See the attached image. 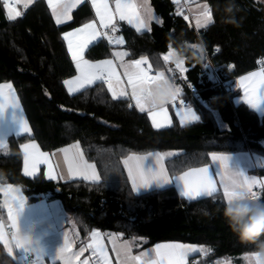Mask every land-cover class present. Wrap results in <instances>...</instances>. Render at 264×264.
Wrapping results in <instances>:
<instances>
[{
	"label": "trees",
	"instance_id": "16d2710c",
	"mask_svg": "<svg viewBox=\"0 0 264 264\" xmlns=\"http://www.w3.org/2000/svg\"><path fill=\"white\" fill-rule=\"evenodd\" d=\"M197 1L207 4L212 14L205 27L195 25L183 4L151 0L161 22L152 23L150 30L138 32L120 20L115 33L111 28L107 31L111 37L123 36L129 58L146 57L154 70L174 68V63L163 59L174 38L206 46L208 57L199 63L186 60V71L175 72L199 119L182 124L173 111L171 125L155 127L130 98L113 99L104 82L74 93L64 83L77 74L64 33L95 18L88 0L62 24H57L47 0L22 7L14 20L7 18L0 0V83H13L32 129L31 134L11 135L7 148L0 150V183L21 185L30 201L59 199L78 231V244L86 242L93 229H100L144 238L142 247L181 241L210 249L203 257H191L188 264H210L215 259L246 264L242 255L257 250L254 243H242L222 211H217L225 202L222 191L197 199L180 195L174 185L136 192L122 161L131 153L172 152L165 162L170 174L176 175L209 164L212 152L251 151L264 156V115L234 101L240 95L237 77L261 68L264 0H236L238 26L223 22L226 0ZM116 46L102 37L88 48L86 57H109ZM213 67L228 80L226 85L219 84ZM184 75L208 101V108L190 94ZM31 139L48 152L79 141L86 157L96 163L101 180L49 179L43 169L36 176L25 175L21 145ZM258 172L264 176V167ZM0 264H16L2 245Z\"/></svg>",
	"mask_w": 264,
	"mask_h": 264
},
{
	"label": "crops",
	"instance_id": "0c3cea01",
	"mask_svg": "<svg viewBox=\"0 0 264 264\" xmlns=\"http://www.w3.org/2000/svg\"><path fill=\"white\" fill-rule=\"evenodd\" d=\"M33 1L34 0H30V2H28V0H15L13 7L16 11H19L21 13L22 7H24L26 3H27V5H29ZM84 1H86V0H83V2ZM88 1L91 3V0H88ZM173 1L178 6H182L181 0H173ZM10 2H11V0H10ZM47 2H48V0H47ZM53 2H55V0H53ZM108 2H109L110 9L112 10L113 13H115L114 0H108ZM134 2L137 5L138 14L141 17H144L147 20V24H148L147 28H144L138 32H144V31L148 30L151 27V24L154 22H161V18L159 17L157 12L155 11V9L151 3V0H147V6L151 8V12H152V18L151 19H147V17H145L144 7H143V5L145 4V0H134ZM81 3H79L77 6H79ZM204 5H205L204 3H201L197 0H192V2L190 4V10L193 13V21H194L196 26H197V17L200 16L201 13L203 12V6ZM76 7L71 9V12H70L71 18H72L73 10ZM93 10L95 13L94 19H92L88 22H85V23H83V24H81V25H79V26H77L71 30H68L65 33L74 31L76 28L82 27L86 23L95 22L96 28H97L98 32L101 33V35H99L96 40L92 41L88 45V47L85 49L84 58L90 60L91 62H98V61H103V60H112L115 72L119 75V77L122 81V83L119 84L118 87L124 88L125 91L128 93V95L123 96V97L130 98L132 103L136 106L135 100L132 99V97H131L132 90H131V88H129L127 86V78L124 76V69L121 67V63H129L132 60H137V59H131L128 57V55H126L123 57V61H121V60H118L113 55V52H115V51H125L129 54L128 50L124 47L123 44L122 45L115 44L117 46L111 50V55L109 57L101 58L98 60H92V59H89L86 57V51L88 50V48L91 45H93L94 43H96L97 41H99L102 37H105L104 35H102V33L107 32L108 29H110V28L104 29L100 26L99 18L96 15L95 8H93ZM52 12H53V10H52ZM69 20L70 19L66 20V22ZM118 21H120V19H119L118 15H116L115 19H114V25H116V23ZM121 21L127 22V20H121ZM130 25L136 30V27H134L132 24H130ZM120 36H122V35H117L115 37H120ZM115 37H113V38H115ZM66 43H67V41H66ZM74 44H75V42H74ZM67 47H68V43H67ZM169 51H170V49L166 53L163 54V57L165 55H167ZM70 55H71V53H70ZM71 58H72V56H71ZM144 58H146V57H144ZM167 61L174 63V68L171 67L170 70L165 74V76L167 78L173 80L175 82L176 88L180 89V92L178 94H176L175 97H178V96L184 97L185 86L181 82L178 81V77H175V72L178 71V72L184 73L185 71H180L179 69L176 68L177 63L172 59L171 56H170L169 60H167ZM74 63L76 65L75 61H74ZM142 67L145 68V64L142 65ZM183 67L185 68L184 65H183ZM259 70H260V68H257V69L246 72V73L240 75L239 77H237L236 86H238L240 89V95L236 96L234 98V101L236 104L240 103V102H244L252 110L256 111L258 114L264 115V102L260 103V105L256 108L251 107L250 104L247 102L248 97L245 94V88L241 86V78L242 77H245L249 73L259 71ZM161 72H163V71H161ZM77 75H79L78 71H77V74L75 76H77ZM75 76H73L72 78H70L68 80L73 79ZM97 82H103V81H96L93 84H95ZM113 83H114V87H117L115 84V81H113ZM3 84H11L12 85L11 99L16 101V109L9 107L4 112V114L2 116H0V139H2L4 141V146L0 147V150H5L7 148L8 138L11 135H22V134H31L32 133L30 123H29L28 118L25 114L24 108L22 106V103L20 101V98L18 96V93H17L13 83L9 82V81H5V82L0 83V85H3ZM105 85L108 88L107 83H105ZM66 86L68 88V85H66ZM71 93H74V92H71ZM3 94L5 97H7L8 96V89H4ZM111 94H112V92H111ZM118 98H121V97H118ZM161 108H164L167 110L168 120L163 121V119L161 118V122L164 123L165 126H169L173 123V114H172L173 111H175L178 120L182 124H188V123L194 122L192 120L191 114L188 113V111H187L188 108H190L196 114V116H198V118H199V114L193 106L176 108L174 103L170 102V103L164 105L163 107L156 108V110L159 111ZM137 109L139 110V108H137ZM140 112H142V111H140ZM143 113H146L153 123V120H152V117L150 115L149 110L143 111ZM19 117H21L24 121L27 122L28 128L30 129L29 132L25 133V132L21 131V124L19 122ZM195 121H197V120H195ZM165 126H163V127H165ZM26 144H35L37 146V149L39 152L45 153L48 156V162L47 163H43V162L39 163L36 166V169L33 172V174L27 175V176H31V177L36 176L39 174L41 169H43L44 174L46 175L47 178H49L50 166H51V174L55 178H49V179H56V180L60 179L63 181L82 179V180H85L88 182H99L101 180V176H100V173H99V170H98L96 163L93 161H90L86 157V155L83 151V148H82L79 141L71 142V143L66 144L64 146L56 148L51 152L43 150L42 147L40 146V144L34 139H31V140L24 142L21 145V150H22V154H23V172H24V174H25V169H26V164H25L26 152L23 149V145H26ZM77 145H78V148L74 147ZM62 149H69L70 150V152H69L70 156L73 153H77V152L82 153L83 161H86L88 164L95 166L94 170H95L96 174H98L100 177L99 181H95V180L91 179L90 175H89L88 179H85L84 176H82V175H70L68 173V166H67V163L65 162L64 153L61 151ZM149 154H152V155L149 156L145 161H143V167H144L145 172H147L149 169H151L152 171H155L156 168L160 166L159 164L156 163L155 155L161 154L164 157V159L161 163L163 164V167L166 170L168 177L172 181H170L167 184L161 183L159 181H154L148 187L140 188V189L135 190V191L136 192H142V191L150 190L153 188H161V187L174 185L176 187L178 193L181 195L182 182L178 181V180H174L173 178L178 177L180 175H183L184 172L189 171L192 168L187 169L182 173H179L176 175H171L170 172L168 171L165 160H166L167 155H173L174 154L172 152L164 154L160 151H152V152H148V153H131V154L125 156L122 161H123L124 168L128 174V177H129V180H130L132 187H133V182L129 176L128 168L129 167L134 168L136 162L135 161H128L127 166L125 165L124 162L128 159L129 156H148ZM213 154L229 156L230 159H229L228 164L232 170L242 171L248 177H256L257 180L264 181V176L258 172L259 168L264 167V156L263 155L258 154V153H254L251 151H239V152H231V153H228V152H212L210 154V163L209 164H205V165L193 167V168L209 167L210 174L212 175V178H213L215 185L217 187V192L222 191V193H223L224 179L222 178V174L224 173V169L220 166L219 162H213L212 161L211 157ZM28 168L31 171V160H29ZM9 186H11L16 191L11 193V194L6 195L4 190L6 188H8ZM14 197H19L24 202V206H23L22 210L20 211V215L18 216L16 229L12 228V226H11L12 222L9 218V208L11 207L13 210H15V206L17 203V200L14 199ZM201 197H204V196H201ZM201 197H198V198H201ZM0 230L3 231L4 240L7 241L8 247L5 246V243L3 241H0V245H2L4 247V249L7 251L8 254H9V248H11L12 254L11 255L9 254V255L12 257V259L15 261L16 264H28V262L26 260V254L28 252H32L34 254L35 259H36L35 264H37L38 255L40 256L39 264H67V262L64 258L57 256L59 249L61 247H63V245L65 243H67L69 246L68 251L65 254L66 256L71 257L73 253L79 254L72 260V264H83L84 261H87V264H104L103 259L100 256L98 250H96L94 247H89L90 244H93V237H92L93 231L99 233V236H100L99 243L102 244L104 247V254L108 257V264H131L130 261H126V255L130 254L131 256H138L144 252H151L153 249L156 248L157 245L179 244L182 246H191V247L198 249L199 251H190L189 250V251L183 253L185 264L189 263V260L191 257L196 256V255H201L203 257L210 251V249L207 246L199 245V244H195V243H190V242H181V241H159V242H156L155 244H153L151 246L142 247V245L146 242V239H144V238L125 237L120 232L103 231L100 229H93L92 232L90 233L87 241L82 243V244H78V231L71 224V221L69 219V215L65 209V206L59 199H53L50 201L46 200V199H40L37 201H30L28 199V196L25 194L22 186L19 184H13V183H0ZM14 233L19 235L21 238H22V233L26 234V235L39 236L40 241H41V249H36V248L28 245L24 240H23L24 244L31 250L25 252L23 249H18L16 247V239L14 238ZM125 244L130 245V247H131L130 253H126L125 249L122 247ZM82 249H83V251L81 252ZM251 255H252V253H245L242 255V258L246 264H254L253 261L250 262L248 259H246V257H250ZM210 264H234V261L232 259H227V260H223V261H214Z\"/></svg>",
	"mask_w": 264,
	"mask_h": 264
},
{
	"label": "snow or ice",
	"instance_id": "6c2138e0",
	"mask_svg": "<svg viewBox=\"0 0 264 264\" xmlns=\"http://www.w3.org/2000/svg\"><path fill=\"white\" fill-rule=\"evenodd\" d=\"M3 2L4 7L7 9L8 19L14 20L17 16L21 15V13L16 11L13 7L15 0H11V2L10 0H3ZM28 2H30V0H28ZM81 2H83V0H55V2H53V0H48L57 24L65 23L66 20L71 19V9L76 7ZM114 3L115 13H113L110 9L108 0H91V4L96 10V15L99 18L100 26L102 28H111V31L115 33L117 31L114 25L116 15H118L120 20H127L129 24L136 27L137 31H141L142 29L148 27L147 20L138 14L137 5L134 0H114ZM25 7H27V3L25 4ZM143 7L145 17H147V19H151L152 12L151 8L147 6V0H145ZM211 22L212 14L209 6L205 4L203 6V12L197 17V26L205 27ZM99 35H101V33L98 32L95 22L86 23L82 27L76 28L74 31L64 33V39L68 43V51L71 53L72 59L76 62V69L79 73V75L75 76L71 80H66L64 83L68 85V90L71 93L79 91L86 86H90L96 81H103L104 83H107L109 91L112 92L113 99L126 96L128 93L125 89L118 87L122 81L119 75L115 72L112 60L91 62L90 60L84 58L85 49L92 41L96 40ZM102 35L107 37L109 42L113 44L122 45L125 42L122 36L113 38L108 36L107 32L102 33ZM113 55L118 60L123 61V57L128 55V53L125 51H115L113 52ZM171 55L172 53L170 50L169 53L163 57V59L167 61ZM147 63V59L142 57L137 60H132L129 63H121V67L124 69V76L127 78V86L132 90L131 97L135 100L136 107L142 112L149 110L153 120V125L155 127H163L165 124L161 122V118L163 121L168 120L167 110L161 108L157 111L156 108L147 107L144 102L143 92L150 91L154 85L165 79L166 76L164 72H158L156 75H151V65H148L147 70L142 67V65ZM183 65V62L177 63L176 68L180 71H186ZM113 81H115L117 87H114ZM241 86L245 88V94L248 97L247 102L250 106L253 108L258 107L260 103L264 102V67L260 68L259 71L249 73L247 76L242 77ZM4 89H8L7 97L3 94ZM179 92L180 89L176 88L175 95L170 102L175 100V96ZM11 93V84L0 85V116H2L9 107L16 109V101L11 99ZM187 111L191 114L193 121L199 119L190 108H188ZM19 122L21 124L22 132L27 133L30 131L27 122L21 117H19ZM3 146L4 141L0 139V147ZM74 147L78 148V145ZM23 149L26 152V175L33 174L39 163L48 162L47 154L39 152L35 144L23 145ZM61 151L64 153L65 162L67 163L68 173L70 175H82L85 179H88L90 175L91 179L99 181L100 177L94 170L95 166L83 161L82 153L77 152L70 156L69 149H62ZM151 155L152 154H149L148 156H129L124 162L126 166L128 165V161L136 162L134 168H128L134 190L146 188L154 181H159L164 184L172 181L168 177L166 170L161 163L164 159L161 154L155 155L156 163L160 166L157 167L155 171L149 169L145 172L143 161ZM211 159L213 162H219L220 166L224 169L222 178L224 179L223 196L225 201H230L240 194H246L257 200L261 199V193L254 191V188L258 187L260 189H264V181H259L256 177H248L242 171L232 170L228 164L230 159L229 156L213 154ZM29 160H31V171L28 168ZM49 178H55L51 174V166ZM173 179L182 182L181 195L188 199H196L201 196L213 197L217 192V187L212 175L210 174L209 167L192 168L189 171L184 172L183 175ZM4 191L7 195L15 192L16 190L9 186ZM14 199L17 200V203L15 210L11 207L9 208V218L12 222V228L16 229L18 216L24 206V202L19 197H14ZM92 237L93 244H90L89 247H94L98 250L104 264H108V257L104 254V247L99 243V233L93 231ZM14 238L16 239V247L18 249H23L25 252L31 250L24 244L23 239L16 233H14ZM0 241H3L5 246L8 247L7 241L4 240L2 230H0ZM122 247L125 249L126 253L131 252L129 244H125ZM68 248V244L65 243L63 247L59 249L57 256L64 258L67 264H72V260L79 254L73 253L71 257L66 256L65 254L67 253ZM189 250L199 251L194 247L182 246L179 244L157 245L151 252H144L138 256H131L130 254L126 255V261H130L131 264H185L183 253ZM82 251L83 249L81 252ZM9 254H12L11 248H9ZM39 259L40 256L38 255L37 264H39ZM246 259L251 262L255 260L256 257L251 255L250 257H246ZM83 264H87V261H84Z\"/></svg>",
	"mask_w": 264,
	"mask_h": 264
},
{
	"label": "clouds",
	"instance_id": "9594fccd",
	"mask_svg": "<svg viewBox=\"0 0 264 264\" xmlns=\"http://www.w3.org/2000/svg\"><path fill=\"white\" fill-rule=\"evenodd\" d=\"M224 19L226 24L238 26L236 13L239 6L236 0H226L224 6ZM171 57L176 63L190 60L199 63L205 59L206 46L203 42H189L182 38H174L169 43ZM175 82L169 78L161 80L150 91L143 92L144 102L149 108H160L170 103L175 95ZM225 221L242 243H254L257 250L252 253L256 257L254 264H264V201L257 200L246 194H240L230 201H225L222 209ZM23 240L30 246L41 249L39 236L22 233Z\"/></svg>",
	"mask_w": 264,
	"mask_h": 264
},
{
	"label": "built area",
	"instance_id": "2783aa9c",
	"mask_svg": "<svg viewBox=\"0 0 264 264\" xmlns=\"http://www.w3.org/2000/svg\"><path fill=\"white\" fill-rule=\"evenodd\" d=\"M192 0H182L183 2V6L188 14V16L192 19L193 18V15L189 9V2H191ZM206 56L208 57V53L206 51ZM259 64H260V67H264V57H260L259 59ZM145 68L148 69V63L145 64ZM234 69V64L232 62L229 63V70H233ZM213 70H214V74L219 82V84L221 85H226L227 81L226 79H224L222 77V74H219L217 73V69H214L213 67ZM158 72H161L160 70H154L151 68V72L150 74L151 75H156V73ZM184 82L186 84V86L189 88V91H190V94L195 97V99L197 101H199L202 105H204L205 107H209V103L208 101L202 97L198 91V88L196 87V85L189 79L188 76L184 75ZM174 105L176 108H182V107H188V106H191L192 105V99L191 98H186V97H175V100L173 101ZM263 190L264 189H260V188H254V191H257V192H260L261 193V198L263 196ZM26 260L28 262V264H35L36 262V259H35V256L32 252H28L26 254ZM214 261H217V259H215Z\"/></svg>",
	"mask_w": 264,
	"mask_h": 264
},
{
	"label": "rangeland",
	"instance_id": "374dc122",
	"mask_svg": "<svg viewBox=\"0 0 264 264\" xmlns=\"http://www.w3.org/2000/svg\"><path fill=\"white\" fill-rule=\"evenodd\" d=\"M182 1V0H181ZM182 4H183V2H182ZM169 53V52H168ZM163 72L166 74L168 71H166V70H163Z\"/></svg>",
	"mask_w": 264,
	"mask_h": 264
}]
</instances>
